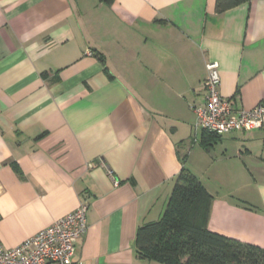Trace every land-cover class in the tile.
<instances>
[{"label":"crops","instance_id":"obj_1","mask_svg":"<svg viewBox=\"0 0 264 264\" xmlns=\"http://www.w3.org/2000/svg\"><path fill=\"white\" fill-rule=\"evenodd\" d=\"M215 3L0 0L1 246L86 200L72 264H156L136 233L186 169L212 196L207 229L264 251V129L213 138L191 110L211 61L223 98L264 102V0Z\"/></svg>","mask_w":264,"mask_h":264},{"label":"trees","instance_id":"obj_2","mask_svg":"<svg viewBox=\"0 0 264 264\" xmlns=\"http://www.w3.org/2000/svg\"><path fill=\"white\" fill-rule=\"evenodd\" d=\"M248 1L216 0L215 11L220 14ZM211 201L199 180L182 169L162 217L138 228L137 256L156 264H264V251L259 247L207 229Z\"/></svg>","mask_w":264,"mask_h":264},{"label":"built area","instance_id":"obj_3","mask_svg":"<svg viewBox=\"0 0 264 264\" xmlns=\"http://www.w3.org/2000/svg\"><path fill=\"white\" fill-rule=\"evenodd\" d=\"M218 68L214 61L205 65L207 74L201 83L202 103L191 106L195 128L219 137L264 129V102L248 111L236 108L233 100L220 94ZM87 209V201L81 200L72 212L17 247L6 249L0 245V264H72L75 244L87 232Z\"/></svg>","mask_w":264,"mask_h":264}]
</instances>
